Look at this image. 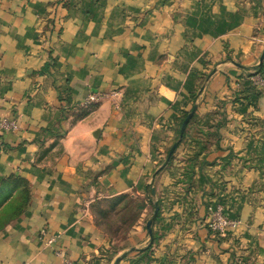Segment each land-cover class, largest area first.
<instances>
[{"label":"crops","instance_id":"crops-1","mask_svg":"<svg viewBox=\"0 0 264 264\" xmlns=\"http://www.w3.org/2000/svg\"><path fill=\"white\" fill-rule=\"evenodd\" d=\"M263 51L264 0H0V264H264Z\"/></svg>","mask_w":264,"mask_h":264},{"label":"rangeland","instance_id":"rangeland-1","mask_svg":"<svg viewBox=\"0 0 264 264\" xmlns=\"http://www.w3.org/2000/svg\"><path fill=\"white\" fill-rule=\"evenodd\" d=\"M185 113H188V111ZM177 139L178 136L176 137L175 140L177 141ZM184 174L187 175L186 169H184ZM152 201L154 202L155 206L159 205V201L155 202V200L153 199ZM118 204L119 203L117 201L111 203L105 201H99L92 204L97 213L96 222L98 223V226H100V228L111 239L113 238L120 239L124 235V233L126 232L125 230L128 229L129 226L135 222V220H137L136 213L140 207L138 200L125 201L119 205ZM143 206L145 208V205ZM104 213H106V215H104ZM149 216H151V214ZM147 220H149L148 215L145 218L144 224L146 223Z\"/></svg>","mask_w":264,"mask_h":264},{"label":"built area","instance_id":"built-area-1","mask_svg":"<svg viewBox=\"0 0 264 264\" xmlns=\"http://www.w3.org/2000/svg\"><path fill=\"white\" fill-rule=\"evenodd\" d=\"M258 76V75H257ZM259 85L264 86V79H258ZM100 99V96L90 95L88 97L89 103H95ZM237 222L229 219L226 213L221 207H217L210 214V220L208 222V228L210 231L217 233L218 235H224L228 230H235ZM41 236H45V232H41ZM62 264H70L68 261L63 260Z\"/></svg>","mask_w":264,"mask_h":264},{"label":"trees","instance_id":"trees-1","mask_svg":"<svg viewBox=\"0 0 264 264\" xmlns=\"http://www.w3.org/2000/svg\"><path fill=\"white\" fill-rule=\"evenodd\" d=\"M260 68H261V66L258 68V70H259V72L258 73H256L255 75H258L261 79H264V76H263V73H261V70H260ZM192 103H194V98L192 97ZM194 106V105H193ZM189 113V112H188ZM188 113H183L182 114V116H181V118L179 119V126H181V124H182V122L184 121V119L187 117V115H188ZM191 120H192V118L189 120V122L187 123V125H186V128L190 125V123H191ZM186 128H185V130H186ZM182 139H184V134H183V137H182ZM8 182V181H7ZM7 184H9V185H7L8 186V188L9 189H17L18 190V193L19 194H22V195H26L27 193H28V189H27V187H26V184L25 183H23V181L22 180H20V179H12V180H10ZM4 186H6L5 184H4ZM150 193V192H149ZM150 198V197H149ZM125 201H132L130 198H128V197H122V198H120L119 200H117V202L119 203V204H121V203H123V202H125ZM148 202H150V201H148ZM24 203H26V198H24L23 200H18L17 198H14V199H10V201H9V204L8 205H10L9 207L11 208V210H13V211H19L22 207H23V204ZM118 204V205H119ZM140 205V204H139ZM112 206V205H111ZM114 206V205H113ZM116 206V205H115ZM144 208V206H142V205H140V207H139V209L138 210H140V209H143ZM159 212V211H158ZM102 214H103V212H102ZM158 214L159 213H157V215L155 216V219L154 220H156L157 218H158ZM104 215H106V213H104ZM98 224V223H97Z\"/></svg>","mask_w":264,"mask_h":264},{"label":"water","instance_id":"water-1","mask_svg":"<svg viewBox=\"0 0 264 264\" xmlns=\"http://www.w3.org/2000/svg\"><path fill=\"white\" fill-rule=\"evenodd\" d=\"M263 58H264V51H263V53H262V55H261L260 62H262ZM195 110H196V105H194V106L192 107V109H191L190 112L188 113L187 117H186V118L184 119V121L182 122V124H181V126H180V129H179L178 139H177V141L173 144V146L170 148V150H169V152H168V155H167V161L170 159V157H171L172 154L174 153L176 147L179 145V143H180V141H181V139H182V137H183V133H184V131H185L186 125H187V123L189 122V120L192 118V116H193ZM157 211H158V208H157V206H155V207H154V214H156ZM150 225H151V221L149 220V221L146 222V225H145L149 235L151 234Z\"/></svg>","mask_w":264,"mask_h":264}]
</instances>
